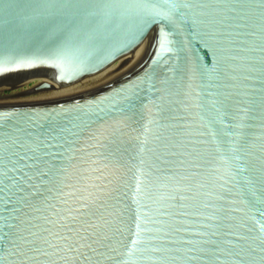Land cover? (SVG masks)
Masks as SVG:
<instances>
[{
	"label": "water",
	"instance_id": "95a60500",
	"mask_svg": "<svg viewBox=\"0 0 264 264\" xmlns=\"http://www.w3.org/2000/svg\"><path fill=\"white\" fill-rule=\"evenodd\" d=\"M0 264H264V0H0Z\"/></svg>",
	"mask_w": 264,
	"mask_h": 264
}]
</instances>
